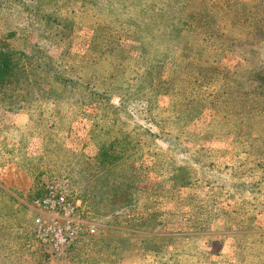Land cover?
<instances>
[{
	"label": "rangeland",
	"instance_id": "1",
	"mask_svg": "<svg viewBox=\"0 0 264 264\" xmlns=\"http://www.w3.org/2000/svg\"><path fill=\"white\" fill-rule=\"evenodd\" d=\"M2 72L0 264H264V0H0Z\"/></svg>",
	"mask_w": 264,
	"mask_h": 264
},
{
	"label": "built area",
	"instance_id": "2",
	"mask_svg": "<svg viewBox=\"0 0 264 264\" xmlns=\"http://www.w3.org/2000/svg\"><path fill=\"white\" fill-rule=\"evenodd\" d=\"M32 206L38 211L34 218L38 238L54 253H62L83 222L85 210L80 199L69 196L64 181L51 180L45 184L44 192L33 199Z\"/></svg>",
	"mask_w": 264,
	"mask_h": 264
},
{
	"label": "crops",
	"instance_id": "3",
	"mask_svg": "<svg viewBox=\"0 0 264 264\" xmlns=\"http://www.w3.org/2000/svg\"><path fill=\"white\" fill-rule=\"evenodd\" d=\"M39 107H41V106H39ZM30 113L31 112H29V115H30ZM14 123H15V125H13V126L11 125L10 126L11 128H9V130H8L9 133L14 134V136H10L11 139H13V140L19 138V136L17 135V133H19L21 135L20 138L22 137V135H25L26 134V132L28 131V126L31 124L30 123V116H29V119H25L24 121H22V120H15ZM13 156H15V155H13Z\"/></svg>",
	"mask_w": 264,
	"mask_h": 264
},
{
	"label": "trees",
	"instance_id": "4",
	"mask_svg": "<svg viewBox=\"0 0 264 264\" xmlns=\"http://www.w3.org/2000/svg\"><path fill=\"white\" fill-rule=\"evenodd\" d=\"M2 70H6V66L1 68ZM5 72H2V74H0V76H3Z\"/></svg>",
	"mask_w": 264,
	"mask_h": 264
}]
</instances>
